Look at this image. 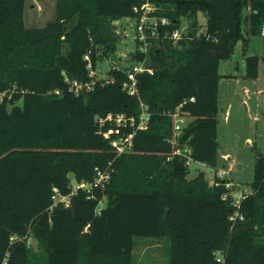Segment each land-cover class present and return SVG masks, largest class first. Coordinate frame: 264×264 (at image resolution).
I'll return each instance as SVG.
<instances>
[{"label": "trees", "instance_id": "16d2710c", "mask_svg": "<svg viewBox=\"0 0 264 264\" xmlns=\"http://www.w3.org/2000/svg\"><path fill=\"white\" fill-rule=\"evenodd\" d=\"M149 2L171 25L159 27L148 55L153 74H139V96H131L127 68L98 79L88 66L97 70L115 55L125 37L113 23L135 19L144 0H56L55 20L38 29L25 26L26 0H0V264H134L136 238L168 239V264H264V155L236 206V185L216 173L212 185L202 172L188 179L190 166L172 157L171 143L179 108L191 119L179 147L216 169L219 67L239 42L247 55L264 0ZM186 21V38L166 37ZM137 45L132 57L142 61ZM246 65V78H257L259 58L246 57ZM73 81L92 88L75 95ZM141 103L147 128L117 156L111 143L133 129L106 138L112 125L98 120L139 119ZM97 170L110 172L103 187L75 190ZM55 190L68 206L54 203ZM236 213L242 219L231 220Z\"/></svg>", "mask_w": 264, "mask_h": 264}, {"label": "rangeland", "instance_id": "374dc122", "mask_svg": "<svg viewBox=\"0 0 264 264\" xmlns=\"http://www.w3.org/2000/svg\"><path fill=\"white\" fill-rule=\"evenodd\" d=\"M56 17V0H26V7L24 13V23L27 28H43L47 24L53 22ZM198 22L201 26V30L205 31L206 17L204 14H198ZM188 25V22H184ZM113 26L119 30L123 31L124 41L119 43L116 48L115 55L111 56L108 60L99 63L97 70V78L106 79L108 74L113 69L124 70L125 68L131 67L135 64L133 55L138 52V45L135 40V26L131 20H119L113 23ZM130 58L125 61L123 58ZM264 62V61H263ZM262 64V63H261ZM249 82H255V79H249ZM260 82H264V63L261 65L260 69ZM256 116L251 114L249 119H246V128L245 132L247 134L253 135L255 129L259 125V122H256ZM191 119L187 118V122ZM251 137V136H250ZM253 137V136H252ZM254 147V146H253ZM218 152L222 154L225 153L220 148ZM256 150L252 147H248L245 143L240 147V151L237 149L233 154V160H228L230 156H227V159H218L216 169H213L207 165L193 162L190 166V174L188 179H194L200 172L204 173L205 178L208 182H211L214 179L215 172L219 171L229 172L230 169L233 170L232 175L238 177L239 184L230 178L229 175L222 176L227 179L228 183H233L239 185L241 190L246 192L251 191V183L254 180V165H255V155ZM253 154V156H252ZM231 161V162H230ZM237 179V178H236ZM214 181V180H213ZM76 183H74V188H76ZM242 193V192H241ZM244 194H246L244 192ZM106 201H103L100 204V208L106 207ZM136 245L134 249V264H168L169 260V240L168 239H155V238H136ZM27 243L32 248L36 249L37 242L32 236L27 240Z\"/></svg>", "mask_w": 264, "mask_h": 264}, {"label": "built area", "instance_id": "2783aa9c", "mask_svg": "<svg viewBox=\"0 0 264 264\" xmlns=\"http://www.w3.org/2000/svg\"><path fill=\"white\" fill-rule=\"evenodd\" d=\"M157 10L158 8L155 7L153 4H151L149 0H144V3L141 6L134 8L135 14L138 15L135 19L132 20L135 26L134 38L136 42L139 44V51L143 53L145 57L144 60L142 61H134L135 64L127 68L126 71L127 80L124 83V88L131 96H139V92L137 88L138 75L145 72L149 74H153V70L148 66V59H149L148 55H149V48L153 44V39H158L159 27L171 25V22L169 21L168 18L166 17L159 18L158 16H156L155 12ZM187 34H188V26L184 24L176 28L171 35L166 34V37L174 41H179L186 38ZM260 35L264 37V22L262 23L260 29ZM86 59L89 60L88 57H86ZM88 68L90 70V76L92 78L97 77V71L99 72L100 70L99 69L93 70L90 64ZM106 83H113V80H106ZM92 84H88V83L83 84L78 81H73L70 83V92L75 95H79L84 90L87 91L91 90ZM3 95L5 94H0V102L2 101ZM140 106H141V114L139 116V119H136L134 117L129 118L122 114L121 115L110 114L106 118L98 120L100 128H102L106 122H109L112 125V128L109 131L103 133V135L106 138H110V136L113 134H119V130L122 128L130 127L133 129L131 134L127 136H121L111 143L113 148L115 149L117 156H120L123 153L129 151V149L132 146L133 137L137 131L147 128L150 119V114L146 106H144L142 103ZM171 117L173 119V136L171 143L174 148L172 157L175 155L181 156L186 159L187 166H191V164L193 163V160L190 157L191 150L188 147L180 148L178 144V139L181 136L182 130L188 123L187 117L181 114L179 108L176 110L175 113L171 114ZM109 179H110V172L108 170L105 171L97 170L96 178L94 179L93 182L79 183L76 185L75 190L82 189L90 192L95 188L103 187L109 181ZM227 186L231 187L232 185H227ZM237 187L239 188V186ZM235 196L237 198L235 205L238 206L239 201L244 197V194L241 193V191L239 190L238 192L235 193ZM53 201L55 204H57L58 202H62L66 206L69 205L68 197L60 196L57 193V190H55ZM236 217L242 219V216L239 215V213H236V215L232 217L231 220H234Z\"/></svg>", "mask_w": 264, "mask_h": 264}, {"label": "crops", "instance_id": "0c3cea01", "mask_svg": "<svg viewBox=\"0 0 264 264\" xmlns=\"http://www.w3.org/2000/svg\"><path fill=\"white\" fill-rule=\"evenodd\" d=\"M247 39V55L243 54L242 42H239L233 57L229 61L221 62L219 67L221 77L218 85L217 139L219 148L225 153L221 156L218 152L217 160L227 159V156H230L228 160L234 162L235 150L240 151V147L245 143L256 150V155L253 152L254 158L258 153L264 155V82H260V69L264 63V37L259 34L248 36ZM248 56L259 58V73L253 83L246 78V57ZM251 114L256 116L255 120L259 122L253 135L245 132L248 128L245 124L246 119H249ZM215 173L224 181L227 179L222 176L227 174L239 184L238 177L232 175L233 170L231 169L228 173L224 170ZM213 180L209 182L210 185L214 183ZM228 185L235 184L229 183ZM239 190L243 194L251 192L241 190V187Z\"/></svg>", "mask_w": 264, "mask_h": 264}, {"label": "water", "instance_id": "95a60500", "mask_svg": "<svg viewBox=\"0 0 264 264\" xmlns=\"http://www.w3.org/2000/svg\"><path fill=\"white\" fill-rule=\"evenodd\" d=\"M123 59H124L125 61H127V60L130 59V58H126V57H124Z\"/></svg>", "mask_w": 264, "mask_h": 264}]
</instances>
